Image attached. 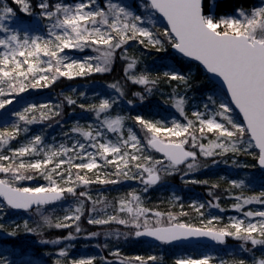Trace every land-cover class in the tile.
Segmentation results:
<instances>
[{
    "label": "snow or ice",
    "instance_id": "obj_1",
    "mask_svg": "<svg viewBox=\"0 0 264 264\" xmlns=\"http://www.w3.org/2000/svg\"><path fill=\"white\" fill-rule=\"evenodd\" d=\"M29 17L27 22L16 13ZM0 0V213L32 212L0 232L16 237L21 229L51 246V264H166L163 254L127 255L121 241L142 237L159 245L210 241L236 248L224 258L212 250L180 255L171 264H264V0ZM161 21L163 24L161 25ZM133 51L130 52L129 49ZM143 52L167 53L196 63L218 80L189 112L193 71L179 60L156 74L141 69ZM75 55L70 53H84ZM123 62V76L107 85L114 95L61 92L57 103L23 102V94L54 88L62 80L88 78L113 71ZM140 102L164 87V101L175 115L151 119L115 112L128 95ZM226 89V94L225 90ZM128 105L134 101L128 99ZM21 105L14 109L12 105ZM90 113L67 131L60 118L64 106ZM234 106V107H233ZM236 110L242 120L236 118ZM62 128L49 142L43 128ZM13 144L16 146L13 147ZM241 157L252 163H242ZM222 162L236 169H259V176L220 181L188 179ZM179 174L184 184L207 186L206 201L187 205L180 196L169 208L149 207L145 195L167 177ZM137 182L139 187L109 198L106 186ZM260 190L246 194L256 182ZM31 182V183H25ZM230 199L227 208L221 199ZM259 205L260 207H254ZM177 207L179 210H177ZM232 211L225 218L213 214ZM187 218V219H186ZM97 230L89 231L84 225ZM53 230L66 234L52 238ZM104 237L94 245L107 255L73 257L74 241ZM114 242V243H113ZM207 248L208 246L205 245ZM0 264H47L26 248L0 247Z\"/></svg>",
    "mask_w": 264,
    "mask_h": 264
},
{
    "label": "trees",
    "instance_id": "obj_2",
    "mask_svg": "<svg viewBox=\"0 0 264 264\" xmlns=\"http://www.w3.org/2000/svg\"><path fill=\"white\" fill-rule=\"evenodd\" d=\"M7 2L9 4H12V0H7ZM12 6L16 10L17 15L22 20L27 22L29 17H25L22 13H20L18 6L14 5V4H12ZM177 60H179L178 65L179 66L182 65L184 71H187L189 68H192L193 66L195 67L194 73H193V88H192L191 92L192 91L193 92H202L205 89L218 88L217 85L213 81L210 82L209 77L205 74V72L200 68V66L198 64H196V63L187 64L182 58H179V57H176V61ZM122 68H123V62L121 60L117 59L115 65H114L113 71L110 73L95 74V75L88 77L86 79L79 78V79H75V80H71V81L62 80L54 88L43 89V90H34V91H30L28 93H24L23 94V102H29V101L33 102L36 98L38 100V98L42 97V98H44V101H51L53 103H57L60 99L59 94L61 92L68 94L72 91V89H77V94L80 91L87 93V97L81 98L80 102L91 103L92 102L91 99L94 98V96L89 95V93L95 91L97 89V87H100V86L104 87L105 86V88H106V86L108 84H110L116 80H121V83H124V81L122 80V76H123ZM149 71H151V69H149ZM141 88H142V86L126 85L125 90L128 92V95L125 96L124 99L116 106L114 111H116L117 109L119 110L123 103L127 104L126 101L128 99H132L134 101L133 105H128V104L127 105L129 106L130 114L135 115L137 109L144 110L147 103L156 102L160 99H163L166 95V92H164L165 89L163 90V92L165 93L164 95H161V93L159 91H156L153 94L147 96L145 101L140 102L136 97H133L131 95V92L141 90ZM110 92L112 93V95H114L113 90L109 89V92H107V93L109 94ZM18 106L19 105L14 104L11 107L14 109H18ZM63 111H64V115L60 118V120H61L62 128L64 131H67V129L70 128L76 120H80V117H82V116H84L85 118H92L90 113L84 112L79 107L72 108V107H68L67 105H65ZM82 123H85V122H82ZM36 127H40L41 129L43 128L45 135L47 136L48 139L51 136H53V134L57 131V128H59V129L61 128V127L55 126V125L52 128H48L47 125H35V126H32V129L36 128ZM222 168H220V170ZM220 170H218V171H220ZM248 170L254 176L260 175L259 169H248ZM219 173L220 172H217L216 170H211V169L208 170L207 168H203L202 170L200 169L199 172H197V174H195V176H196L195 179H199V180L207 179L210 182H216V181H220V178L222 177ZM232 173H234V172H232ZM27 183H31V182H27ZM220 183H221V189L217 194H220L221 192H223V189L226 187V183L224 181H220ZM130 189H133L132 184L129 181H126L123 184L115 185L107 193V195L109 196V198H111V197L117 196L120 193L127 192ZM171 191H174L181 198H185L186 196L189 195V193H192V194H198V195L202 196L203 199L205 198L204 200L209 199V197L207 195V186L199 185V184H184L181 180V176L179 174H176V175H173L171 177H167L166 180L161 185L156 186L155 188L149 190V192L145 195V200L147 202V206L152 207V206L159 205L161 210H165V209L169 208L168 201L170 198ZM182 202H184V200H182ZM228 203H230V202H228V200H225L224 198L221 199L222 206L229 205ZM184 205H185V203H184ZM177 210H179L178 207H177ZM185 210H188L186 205H185ZM34 211L35 210H33L32 212H34ZM14 213H16V212H14ZM20 213L21 212H17L16 214H20ZM84 227H86L89 231H93L95 229V228H92L91 226H87L86 224L84 225ZM64 234H66V233L63 230H53L50 233L49 238H52L56 235H64ZM31 236L34 237V240H36L35 244H33V242L32 243L28 242V243L22 244L21 238L20 239L16 238L17 243L21 246V248H26L29 252L34 251L38 257H41L44 260H46L47 264H51V260L47 256H44L45 251H49L51 246L39 245L38 240L40 239V237L33 235V234ZM139 240L141 243L146 242V240H144V239H139ZM234 242H236V241L229 239L227 241V244L228 243L231 244ZM169 246L170 247H176L177 249H182L184 247H190L191 248L195 245L179 244V245H169ZM87 247H90V245H88ZM139 247H140V245L138 243L131 242L127 246V252L128 251L130 252L132 250H139ZM208 247L215 248L218 251L222 250V253H224L227 258H230V256L228 255L229 253H228L226 247H223L221 245L208 246ZM42 248H44L45 250L43 251ZM235 248L236 247H233L232 251ZM171 260H172V258H171ZM171 260L169 262H171Z\"/></svg>",
    "mask_w": 264,
    "mask_h": 264
},
{
    "label": "rangeland",
    "instance_id": "obj_3",
    "mask_svg": "<svg viewBox=\"0 0 264 264\" xmlns=\"http://www.w3.org/2000/svg\"><path fill=\"white\" fill-rule=\"evenodd\" d=\"M126 2L131 3L132 0H126ZM163 21H161V25ZM130 52L133 51L132 48L129 49ZM172 50H168L167 53H157L154 50L153 51H149V52H143L142 49H137L136 50V54L137 55H141L142 54V62L140 64V68L141 69H146L149 71V69H151L150 72H152L153 74H156L159 71H163V67L162 65L165 63H175L176 62V55ZM70 54H75V55H89L91 54L89 51H85L84 53H70ZM179 67V65H178ZM192 71L194 73V69L195 67L193 66ZM165 89L164 92H166V95L163 99H160L156 102L153 103H147L144 110H140L137 109L136 110V114H142L145 115L148 118L151 119H160V118H171L172 115H175V113L173 112V110L165 104V100L167 99V94L171 91V89L164 87L162 89V91ZM213 88H209V89H205L202 92H194L197 93L196 95L193 94L191 91L188 92V96L191 98V102L189 105V112H191L192 108L195 107L196 105H199L202 103V98L203 96H205L209 90H211ZM109 92L108 87L105 86H100L97 87V89L91 93H89V95L91 96H99V95H103V96H108V95H112V93L110 92L109 94L107 93ZM35 99V98H34ZM93 100V98L91 99ZM31 102V101H29ZM36 103H40V102H45L44 98L40 97L37 98L33 101ZM21 105L18 106L21 107ZM115 112H121L124 114H130V109L129 106L127 104H122L121 108L118 110H116ZM236 118L238 120H241L240 116L236 114ZM92 118H85L84 116L80 117V120H76L79 121L80 123L85 122L87 123L88 121H90ZM75 121V122H76ZM41 131L40 127H36L32 129L33 133L39 132ZM61 131L62 129L57 128V131L53 134V136H51L48 141L51 142L52 138L55 137L57 139V141H59L60 139H62L61 137ZM16 145L14 144L13 147H15ZM242 163H252L251 158L249 157H241L240 158ZM205 163H207L209 165V167H207V169H211V170H216L217 172H220L219 174H221L222 177H225L227 179H240V178H244L247 179L250 176H253V174H251L249 172L248 169H236L233 166H231L230 164L226 165L222 162L217 163L216 165H212L211 164V160H207L205 161ZM223 167V168H222ZM220 168H222L220 170ZM203 168H201L202 170ZM220 170V171H218ZM199 172V171H198ZM234 172V173H232ZM196 173H192L190 174L187 178L188 179H193L195 178ZM132 184L133 188H138L139 185L137 182L134 181H129ZM27 183V182H25ZM115 185H111V186H106V191L105 194L107 195V193L114 187ZM254 189V190H253ZM260 190L259 188V182L257 181L255 183V186H252L250 188V190L246 193V194H251V192L255 191L258 192ZM173 195L179 196L177 195L174 191H171L170 193V197H172ZM182 200H184L183 204L185 203V205L187 206L190 202H192L193 200L195 201H206L203 199L202 196L198 195V194H192L189 193L188 196H186L185 198H181ZM228 200V202L232 203V201L230 199H225ZM228 203V204H230ZM228 205H225L223 207L227 208ZM254 207H260L259 205H255ZM213 214H217V215H223L225 218H227L230 215H234L235 213L232 211H226L224 213H220L219 210H212ZM17 213V212H16ZM14 213V211L8 210L6 213H0V223L5 225L6 229H10L11 227H13L16 224H20L23 225V222L25 220H29L30 225L34 224V222L38 219L37 214L34 212H21L20 214H16ZM97 230V229H94ZM93 230V231H94ZM32 234H26L23 232V230L21 229L20 234H18L16 237H10L8 235L5 234V232H0V247L2 248H7V249H12L13 246L16 247L17 251H19V249L21 248V246L17 243V239L22 240V244L24 243H32L35 244L36 240H34V237L31 236ZM17 238V239H16ZM139 239H144V238H139ZM139 239H130L127 242H123L121 241L117 246H119L122 250V252H124L127 255H134V254H141V255H148V254H163L165 257V261L166 264H171V262H169L171 260V258L173 259L176 256H180V255H199L201 252L206 251V250H212L213 252H215L217 255L227 258L226 255L224 253H222V250H217L215 248H210V247H205L203 245H197V246H193V247H184L182 249H177L176 247H170L169 245H159L156 242H151L150 240L144 239L146 240V242H140ZM131 242H136L140 245L139 250H132V251H128L127 252V246L131 243ZM104 243V237H98L95 239H84L83 237L78 238L77 240L74 241V247L71 250V255L73 257H79V256H87V255H96L99 256L101 254L103 255H107V250L105 251H101L100 249L96 248L94 245L96 244H103ZM114 243V242H113ZM39 244V243H38ZM41 245V244H39ZM88 245H90V247H87ZM235 245V246H234ZM223 247H226L228 253H230L232 251L233 247L237 246V243H231V244H226V245H221ZM43 251L45 250L44 248H42ZM33 251L29 252V254H31Z\"/></svg>",
    "mask_w": 264,
    "mask_h": 264
},
{
    "label": "water",
    "instance_id": "obj_4",
    "mask_svg": "<svg viewBox=\"0 0 264 264\" xmlns=\"http://www.w3.org/2000/svg\"><path fill=\"white\" fill-rule=\"evenodd\" d=\"M202 68V67H201ZM208 76L210 75V74H207ZM214 82H216V84L218 85V86H220V82L218 81V80H213ZM225 91V94H226V89L224 90ZM234 107V106H233ZM236 112L238 113V110H236ZM241 117V116H240ZM241 119H242V117H241ZM14 211H17V210H14ZM20 211H22V210H20ZM142 238H145V239H148V240H150V241H152L150 238H146V237H142ZM155 242V241H154ZM178 244H209V245H211L212 244V242H210V241H202V242H195V241H193V242H191V243H189V242H183V243H178ZM213 245V244H212Z\"/></svg>",
    "mask_w": 264,
    "mask_h": 264
}]
</instances>
